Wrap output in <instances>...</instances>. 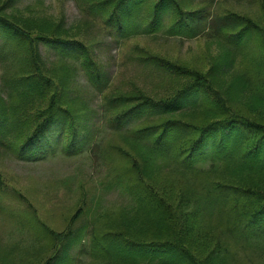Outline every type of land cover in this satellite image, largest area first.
<instances>
[{
	"label": "trees",
	"instance_id": "1",
	"mask_svg": "<svg viewBox=\"0 0 264 264\" xmlns=\"http://www.w3.org/2000/svg\"><path fill=\"white\" fill-rule=\"evenodd\" d=\"M29 1L28 5L42 3ZM74 1L82 17H88V5L100 13L107 12L105 25L110 23L115 36L121 38L158 33L182 39L202 34L218 37L217 32L225 29L229 33L220 34L227 54L226 69L254 64L256 56L246 45H254L255 38L264 36L250 18L234 12L214 17L209 7L214 0H196L197 3L189 4L194 5L192 10L185 9L182 0ZM17 2L4 0V6L0 5V71L10 76L2 79L1 88L7 96L20 99L15 113L19 121L38 117L33 129L25 132L30 133L18 145L16 155L19 159H36L26 155V151L50 146L39 139L46 135L47 123L57 117L61 124L73 121L58 92L70 82L65 62H72L82 71L99 94L110 82V74L97 67L85 40L65 34L74 27H65L66 19L53 24L34 15L20 19L13 13L1 12L5 8L16 10ZM141 11L146 13L138 17ZM39 42L56 52L55 59L63 61L62 72L46 66L36 48ZM18 44L25 48L24 57L17 54L20 63L12 71L15 63L10 56ZM260 48L263 60L258 67L263 78L251 85L244 74L238 73L230 79L229 88L219 87L220 91L208 74L185 70L151 56L141 59L155 68L184 75L189 81L163 97L138 92L105 99L110 109H121L108 119L107 125L121 137L116 150L129 157L125 159L131 168L123 171L129 170L136 180H124L122 175L116 179L117 186L128 189L126 195L132 203L118 211L119 222L109 221L100 229L103 220L96 227L95 218L91 223L96 233L89 245L101 251L98 264H174L173 260L179 264H264V38ZM87 68L89 72L85 71ZM234 88L247 90V97L242 94L239 102L232 100L228 92ZM204 98L211 101L204 103ZM45 99L40 112L29 114L36 102L42 105ZM86 107L84 102L78 110ZM14 120L0 115V136L7 135ZM133 123L132 132H123ZM76 147L73 141L69 142L64 153H81L83 146ZM0 150L7 152L1 142ZM155 179L161 183L155 185ZM179 183L182 192L170 201ZM84 229L79 232L81 238ZM115 246L118 250L112 251ZM162 253L172 260L163 259Z\"/></svg>",
	"mask_w": 264,
	"mask_h": 264
},
{
	"label": "rangeland",
	"instance_id": "2",
	"mask_svg": "<svg viewBox=\"0 0 264 264\" xmlns=\"http://www.w3.org/2000/svg\"><path fill=\"white\" fill-rule=\"evenodd\" d=\"M3 2L4 0H0V5ZM181 3L185 5V9L192 10L194 5L189 4L197 2L182 0ZM28 4L29 0H18L16 10L5 8L1 12L13 13L20 19L28 14L34 15L53 24L66 19L65 27L74 24L70 28L72 31L65 34L78 36L86 41L97 67L110 74V82L99 94L90 87L84 73L78 71L72 62L66 61L70 82L66 83L63 90L58 89V92L62 101L66 102L63 108L69 110V117L73 121L68 120L61 124L57 117L47 123L44 127L46 135L39 139L49 142L50 146L27 149L26 155H34L33 158L37 157L36 159H19L16 156L18 145L28 137L38 117L32 116L24 122L19 121L15 113L20 106L17 104L20 99L16 95L7 96L2 91V79L10 76L6 77L7 72L0 71V115L9 120L15 119L7 135L0 136V142L7 149V152L0 150V264H98L97 258L101 251L89 245L90 238L96 233L91 223L95 218L93 226L96 227L103 220L98 227L100 229L109 221L111 224H115L113 221L119 222L118 211L122 206L129 207L132 203L126 195L128 189L117 186L116 179L122 175L124 180H136V176H132L129 170L123 171L131 168L125 159L129 157L116 150L115 146L121 145V137L107 125L108 119L121 109H110L105 99L138 92L152 97H163L172 94L189 81L184 75L144 63L141 57L154 56L185 70L208 74L220 91L221 87L227 90L230 79L238 73L244 74L250 85L254 84L263 78L258 66L263 60L260 42L264 36L255 38L254 45L249 42L246 45L249 52L256 56L254 64L241 67L235 65L226 69L227 65L224 63L227 54L221 36L229 33H225V29H220L221 34L217 32L218 37L202 34L195 38L182 39L179 36L158 33L121 38L115 36L114 27L110 23V26L105 25L107 12L100 13L89 5L86 11L88 17L85 18L79 13L74 0H42L40 5ZM209 7L214 17L234 12L250 18L264 33V0H214ZM144 13L146 12L141 11L138 17ZM1 43L0 38V45ZM19 46L21 44L17 45L14 54L10 56L15 63L11 66L12 71L20 63L17 54L22 55L25 52V48ZM36 48L46 66L62 72L63 61L55 59L57 56L53 49L41 42L37 43ZM88 68L91 70L90 66ZM88 68L86 72H89ZM31 86L33 87L32 84ZM249 91L251 94V90ZM228 94L232 100L239 102L240 95L247 97V90L234 88ZM49 95L50 91L46 99ZM46 99L42 105L36 102L35 108L29 114L40 112ZM202 101L205 103L211 101V98H204ZM84 102L87 107L78 110ZM126 128L123 132H132L135 123L128 124ZM27 130L29 131L25 133ZM72 141L77 147L83 146L81 153L66 155L64 147ZM93 143L94 146L90 149ZM104 151L105 155L101 157ZM90 160L92 166L89 165ZM153 183L158 185L161 182L155 179ZM163 189L165 193V188ZM180 192L182 190L179 183L176 184L175 194L169 198L170 201H175ZM82 227L85 229L81 238L79 232ZM70 230L73 233H69ZM122 249L121 247V251ZM111 250L117 251L118 246L111 247ZM56 255L57 258L51 259ZM162 258L172 260V257L163 253ZM173 263L180 262L173 260Z\"/></svg>",
	"mask_w": 264,
	"mask_h": 264
}]
</instances>
